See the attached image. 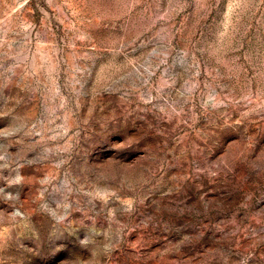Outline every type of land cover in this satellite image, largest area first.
<instances>
[{
	"label": "rangeland",
	"instance_id": "374dc122",
	"mask_svg": "<svg viewBox=\"0 0 264 264\" xmlns=\"http://www.w3.org/2000/svg\"><path fill=\"white\" fill-rule=\"evenodd\" d=\"M0 264H264V0H0Z\"/></svg>",
	"mask_w": 264,
	"mask_h": 264
}]
</instances>
